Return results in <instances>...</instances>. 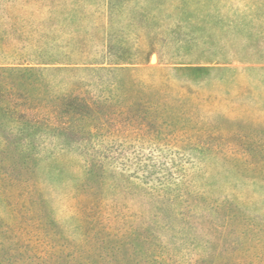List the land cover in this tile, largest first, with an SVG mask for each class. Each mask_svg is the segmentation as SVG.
I'll return each instance as SVG.
<instances>
[{"label": "rangeland", "instance_id": "1", "mask_svg": "<svg viewBox=\"0 0 264 264\" xmlns=\"http://www.w3.org/2000/svg\"><path fill=\"white\" fill-rule=\"evenodd\" d=\"M0 62L43 68V106L107 95L56 70L90 63L167 103L11 134L0 264H264V0H0Z\"/></svg>", "mask_w": 264, "mask_h": 264}, {"label": "trees", "instance_id": "2", "mask_svg": "<svg viewBox=\"0 0 264 264\" xmlns=\"http://www.w3.org/2000/svg\"><path fill=\"white\" fill-rule=\"evenodd\" d=\"M108 65L118 66L117 63ZM113 66L106 67L99 63H90L84 64L81 68L56 69L60 73H73L79 69V72L92 74L96 80L101 79L108 94L104 92L103 98L96 100L84 96L80 91L67 92L60 97L58 103L43 106L41 99L36 101L30 95L32 89L37 90L38 95L40 93V87L43 85V68L24 66L23 63L0 62V115L2 119H8L7 123L0 121V146H11L14 142L9 138L11 134H18L29 129L48 131V137L60 143L66 133L72 129L103 128L105 124L103 118L111 114V103L115 98L129 102L126 105L130 106L129 113L133 118L141 115L137 107L139 104L149 106L151 109L157 108L156 106L165 107L166 101L157 92L148 91L133 82H130L127 87V82L122 81L115 74L118 71L126 72V70H114L111 68ZM102 73L108 79H103ZM112 76L114 77L111 80ZM81 78L83 77L77 78V83L82 80ZM43 109L47 115L44 120ZM66 144L62 143V145Z\"/></svg>", "mask_w": 264, "mask_h": 264}]
</instances>
